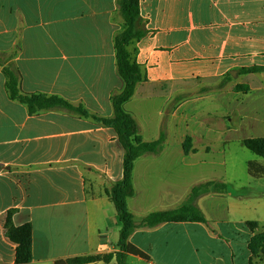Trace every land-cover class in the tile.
<instances>
[{"label": "crops", "instance_id": "0c3cea01", "mask_svg": "<svg viewBox=\"0 0 264 264\" xmlns=\"http://www.w3.org/2000/svg\"><path fill=\"white\" fill-rule=\"evenodd\" d=\"M87 1L82 0V5L88 7L85 13L65 19L66 23H81L63 35L66 48H57V67L50 63L39 70L36 67L34 54L45 56L46 48L54 46L49 34L34 35L31 40L23 36L22 52L13 56L12 63L21 74L23 91L56 95L73 105H83L90 113L110 118V95L121 87L115 75L113 50L114 30L119 27L112 13L117 3L93 0L96 5H88ZM138 1L137 28L142 36L131 42L128 52L131 61L140 66L143 80L124 109L139 123L146 142L158 138L161 118L169 119L164 120L165 144L161 152L145 154L133 166L134 196L127 201V208L136 222L150 213L178 208L192 187L203 182L224 183L213 177L224 167L221 149L228 137H234L231 139L242 146L248 139H264V0ZM94 6L97 10L91 9ZM30 28L35 25L25 30ZM13 45L0 37V55L10 56L7 51ZM27 45L30 49L25 51ZM27 53L31 58L26 57ZM29 68L32 76L42 74L39 80L26 78ZM248 69L254 72L245 73ZM225 75L231 79L223 83ZM193 79L198 83L188 85ZM237 86L242 90H234ZM168 104L172 110L164 114ZM215 135L220 137V157L206 141ZM169 138L180 146L167 144ZM186 139L190 140L188 153L184 151ZM123 155L117 135L110 128L56 111L29 117L24 107L8 100L0 68V180L7 181L9 187L0 188V264H15L16 245L6 236L8 211L12 212L14 227L31 225L28 264L115 254L120 223L104 190L121 180ZM249 162L264 165L262 158ZM257 180L255 184L261 183L264 190L263 179ZM224 196L210 193L192 201L203 214L204 224L164 223L137 228L129 242L147 258L127 254L125 264H184L181 240L176 239L182 231L193 234L190 245L197 264H201L202 256L211 258L209 264H234L224 261L222 254L216 256L204 243L216 241L229 249L242 248V264H264L263 257L252 258L248 250L250 238L264 231V198L254 205L261 210L257 212L260 217L247 221L256 222L258 227L244 232L241 246L232 239L220 240L217 236L222 237L223 231L219 222L206 216L209 205L211 210L219 208L209 199L224 200ZM250 206L244 204L242 211L245 213ZM233 208L229 204L226 212L229 214ZM71 264L117 262L113 258L108 263L97 260Z\"/></svg>", "mask_w": 264, "mask_h": 264}, {"label": "trees", "instance_id": "16d2710c", "mask_svg": "<svg viewBox=\"0 0 264 264\" xmlns=\"http://www.w3.org/2000/svg\"><path fill=\"white\" fill-rule=\"evenodd\" d=\"M122 31L113 37V50L115 55V75L121 83V87L111 93L109 101L112 108V117L104 118L90 113L83 105H73L56 95H46L37 92H25L22 90L21 74L17 69L9 67V58L0 55L1 74L4 78V89L9 101L24 107L29 117L37 116L44 112L63 110L67 116L78 117L91 121L101 128H110L117 135V141L123 149L122 178L110 188L104 190V195L112 202L114 211L120 223L117 252L104 256L74 257L66 260H58L54 264L89 263L101 260L105 263L115 258L117 264H125V256L132 254L141 258H147L144 253L135 248L129 238L137 228H153L164 223H205V218L200 210L192 205V201L204 194L216 196L226 195L227 187L224 183L206 181L192 187L184 202L176 209L158 211L136 222L134 216L127 208V201L134 196L132 185V170L135 161L145 155H156L161 152L165 144V135L160 133L156 140L146 142L143 140L140 129L133 115L124 109L127 102L133 97L136 85L142 82L143 77L140 66L131 61L128 46L132 41L141 38L142 32L137 28L139 20L138 0H116ZM253 73V69L244 71ZM230 76L225 75L223 83L230 81ZM234 90H242L237 86ZM171 105L166 107L170 110ZM165 114V113H164ZM165 118V116L163 117ZM189 139L184 142V151L188 153ZM244 147L259 158L264 159V139H248L243 142ZM247 170L251 177H264V165L249 162ZM12 212H7L6 236L16 245L15 264H28L31 261V225L25 223L20 227H14L11 223ZM246 226L251 231L258 227L256 222H247ZM251 257L257 255L264 258V231L254 234L248 243ZM251 264V263H250Z\"/></svg>", "mask_w": 264, "mask_h": 264}, {"label": "rangeland", "instance_id": "374dc122", "mask_svg": "<svg viewBox=\"0 0 264 264\" xmlns=\"http://www.w3.org/2000/svg\"><path fill=\"white\" fill-rule=\"evenodd\" d=\"M64 2L66 3L65 5H63ZM38 3L40 5L39 7H41L40 9H38L39 7L36 6ZM87 3L88 5H96L93 0H88ZM45 5L48 6L47 9H44ZM93 8L97 10V6H94L91 9ZM91 9L89 8V10ZM86 10H88V7L82 5V0H0V19L2 20V23H0V37L1 40L7 41L8 44H14L13 46H10L9 50L7 51L8 55H10L7 56L8 58L10 57L8 60L11 61V63H9V67L12 68L13 66H15L12 63V61L14 60L13 56H17L20 54V52H22L23 36H29L31 40L34 35L44 37L47 34H49V36L53 40L54 46L49 45V47L46 48L47 51L45 56L39 55L37 53L34 54V57L38 61L36 67L39 70L40 67L45 63L47 65L48 63H50L52 64V66L54 65L57 67L60 63L58 59L57 48H59L60 50L66 48V46L64 45L65 38H63V35H65V33H69V28H72L81 23V21L66 23L65 19L70 15L71 18L80 16L81 13H85ZM112 17L118 22L119 28L116 27V29L114 30V32H116V35L122 31V21L120 18L118 5H116V11L112 13ZM32 25H35L34 29L30 28L28 30H25L28 26ZM33 43H35V41H33ZM29 44L34 49L33 45L30 42ZM38 44H40L41 46H46V43L43 41H38ZM28 49H30V46L27 45L25 51ZM26 57L31 58V55L27 53ZM46 59H48L47 62ZM32 73L33 70L29 68L26 73V78L28 80H30L31 77H36L37 80H39V77L42 76V74L39 73L32 76ZM53 73H56L55 68ZM199 82H202V80L199 79ZM197 83V80L193 79L188 82V85H196ZM168 106L170 105H166V107ZM166 107L164 108L163 112L165 114H170L172 109L166 110ZM54 111H56V113H63V110ZM168 119L169 116L167 118H161L158 125V135L160 133H164L166 124V121L164 120ZM137 125L139 127V123ZM183 130L184 129L181 128L180 134L183 133ZM219 138L220 137L217 135L209 139L205 138L207 139V142H211L212 150L217 157H220L218 155V146L220 145ZM228 138L229 141L226 140L227 142L223 144V148L221 149L224 167H221V172L219 173V175L213 177V180H217L216 178H220V180L224 181V184L227 187L226 195L224 196V200L209 199V201L215 203L217 206H219V208L217 211L215 208L211 210L209 205V208L205 210V213L207 218H214L217 220V222H219V227L223 231L222 237L221 235L217 236L220 240L229 241L230 239H232L234 242L239 243V245L242 246L244 232H249L248 228L245 226V222L257 221V219L260 217L259 215H257V212H261V210L255 208L254 205L257 204L258 200L264 198V190L262 188V184H255V181H258L257 179H263L262 181H264V177L253 178L249 175L247 170L248 161H259L260 158L256 157L250 151L244 148V146H242L239 141L231 139L234 137ZM168 140L167 144L172 146H180V143L178 141L170 142V138ZM52 180L54 179L52 178ZM7 183V181L1 179L0 188L2 190H8L9 187ZM12 194L16 195V189L14 191L12 190ZM229 204L234 207V211L232 210L228 214L226 212V208ZM244 204L251 205L245 213L242 211V207L244 206ZM238 205H240L241 207L237 208ZM201 206L204 207L203 203H201ZM227 220L228 223L226 224L225 221ZM227 232L229 233L228 235ZM176 239L181 240V252L184 259V264H197L196 257L192 253L193 247L192 245H190V240H192L193 242V234L191 233V231H182L180 233H177ZM204 243L207 245L209 250H211V248L214 250L216 256L222 254L224 261L230 263L231 260L234 261V264L243 263L242 248L233 246L229 249L227 246H225V244H222L223 242L221 243L220 241H216L214 243ZM201 253L202 251L200 250V255ZM199 261L201 262V264H209L208 262H213L211 258L206 256L200 257Z\"/></svg>", "mask_w": 264, "mask_h": 264}]
</instances>
